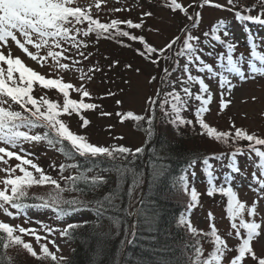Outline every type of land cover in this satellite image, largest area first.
<instances>
[{
  "label": "trees",
  "instance_id": "16d2710c",
  "mask_svg": "<svg viewBox=\"0 0 264 264\" xmlns=\"http://www.w3.org/2000/svg\"><path fill=\"white\" fill-rule=\"evenodd\" d=\"M87 1L93 3L95 0ZM127 4L118 6L124 8L121 11H115L113 8L114 12H100L101 5L99 8L94 6L88 9L94 19H99L103 23H109L112 19L121 21L130 19L134 23H141L142 15L138 13L141 7L143 13L149 12V8L155 6H163L172 13H180L179 20L183 24L178 25L177 35L181 37V42L175 46L176 50H179L178 47L182 45L185 35L180 30L186 25L198 22L195 19L196 5L189 14L184 7L183 11L169 8L167 0H128ZM259 4L260 0H255L239 5L234 0V4L230 5L227 0V4L222 7L223 14L228 17L222 20L223 27L229 35L224 37L222 32L218 34L226 43L236 45L233 58L240 60L244 66L248 63L253 65L264 63V60L260 59L264 56V24L247 21L236 16L235 13L261 14ZM248 8L252 11L248 12L246 10ZM189 16L194 19L190 21ZM220 21L218 20L216 24ZM143 22L144 19L140 29L128 28L124 24L120 27L129 31L131 35L143 36L149 45L155 47L145 34ZM76 27L86 28L87 24ZM193 28L190 29L192 34ZM211 28L206 31L210 32ZM78 39L83 40L87 47L76 49L66 44L68 53L70 52L73 60L79 61L78 66L98 69L86 73L104 88L103 95L91 99L93 104L104 107L108 113L119 111L116 103L120 101L119 88L121 83L128 81L125 77L127 75L125 69L140 73V65L145 67L144 70L154 69L153 73H149V77H156L158 89L162 88L161 92H157V96L160 97L159 100L164 99L163 93L168 92L169 84L162 86L161 80L168 81L173 70L164 73L162 69L167 67L161 60L159 63H152L157 59L158 54L151 56L138 54L137 49L144 52L141 42L132 41L127 37L114 39L97 37L95 33L87 37L80 35ZM200 39L203 48L201 55L205 62L212 63L218 70H223L217 61L226 66V47L218 42L214 45L209 44L204 37ZM236 40L239 42H235ZM79 52L90 57L89 60L80 57ZM113 61L118 63L114 64ZM166 62L170 63V61ZM185 62V58H179V64ZM66 63L71 64V61ZM38 90H42L45 98L57 102L62 107L57 98L62 94L57 90L44 91L39 84L35 85L32 95L37 99H39ZM169 100L170 103L163 111L159 109L158 104L153 106V112L150 114L153 119L151 125L147 123V119L142 122L127 119L136 130L140 129L141 125L146 127L141 129L146 136L141 146L131 148L119 142L108 146L110 149L125 146L130 152L80 155L71 149L66 141L55 145H49L44 141L45 145L41 146L47 148L48 152L45 158L41 156L43 164L40 167L45 174L59 182L62 189L61 200H75L76 203L58 205L57 210L54 207H41L42 203L51 201L56 195L55 186L50 184L39 185L38 193H34V190L28 191L29 199L24 203L39 206L40 208L36 210L37 215L44 216L48 211L55 219V223H61L65 227L72 226V230L63 236L65 243L71 246V252L62 262L52 260L51 257L46 258L42 256L44 254L33 256L34 260L28 262L25 257L19 259L18 255H10L8 247L5 248L3 244L6 239L4 234L0 236V264H193L196 239L189 231L188 219L191 216V208L186 206V186L190 188L210 178H231L233 175L235 177L239 173H236V169L241 168L242 165L239 162L234 164L233 159L240 153L239 157L245 160L242 167L247 168L246 166H252L253 163L255 165L256 171L249 178V185L257 190L258 184H254L257 181L254 174L259 175L263 160L259 161L255 155L244 154L248 151L246 140L236 143L229 141L226 145L201 135L202 130L198 125L195 127L174 125L171 122L172 116L165 115L171 113V98ZM11 103L16 111H23L20 105ZM95 111L96 109L85 110L82 116L89 120L90 115H94ZM181 115L185 119H190L189 116H185L183 110ZM61 116L60 119L64 122ZM65 116L67 117L63 114L64 118ZM71 116L76 117L75 113L69 115ZM143 116L147 118L149 113H144ZM66 125L69 129H75L69 122ZM214 127L222 131L218 126ZM35 129L41 135L46 131L43 127ZM225 131L234 133L230 129ZM41 146L36 149L37 156L40 149L42 151L45 149ZM61 148L64 151H61ZM236 148H240L241 151L236 152ZM212 154L217 157L222 156L223 159L212 160V168L209 169L202 161L206 157L211 159ZM61 165H64L63 169L60 168ZM209 171L212 172V177H209ZM68 177H76V179L73 181L67 179Z\"/></svg>",
  "mask_w": 264,
  "mask_h": 264
},
{
  "label": "snow or ice",
  "instance_id": "6c2138e0",
  "mask_svg": "<svg viewBox=\"0 0 264 264\" xmlns=\"http://www.w3.org/2000/svg\"><path fill=\"white\" fill-rule=\"evenodd\" d=\"M74 0H0V49L8 46L9 40L14 42L29 58L34 61H38L41 64L47 62L51 58L53 66L61 71L70 70L73 65L79 63L78 60H72L71 64L62 63V60L71 59L65 56V52L68 51L64 47L65 44L70 45L72 48L80 49L86 48L87 44L83 40H79L78 36L83 35L84 37L89 36L91 33H95L97 37H105L114 39L116 37H127L132 41H139L143 44L144 52H140V55L158 54L157 59L153 60L152 63H159L162 58L165 61H170L173 69L180 68L179 58H185V63L182 66V75L179 81H171L172 91L163 93L164 99H154L149 97L151 104L159 105V109L163 111L166 106L170 103L169 98H171V113H165V115L172 116V123L176 126H191L195 127L198 125L200 127L201 135H206L208 138H213L218 142L224 144H229V141L233 143L246 140L248 142L247 148L253 153L257 158L264 160V150L260 146H264V138H260L256 134H249L241 128H236L235 132L230 131H218L214 127L210 126L204 119V114L210 111L209 104L212 100V93L210 92V85L206 82L205 74H207V79H217L218 87L220 89V110L223 111L229 101L224 99L226 94H231V91L235 87L230 78L231 74L239 77L241 81L249 78L245 74V68L241 64V61L233 58V52L236 45L232 43H226L225 40L221 38L223 34L227 37L229 33L224 29V22L221 20L219 23L212 26L211 31H205L203 33L204 40H207L209 44H215L218 42L227 49L226 56V66L220 61V68L223 70H218L213 66L212 63L205 62L201 53L203 48L201 47V39L199 36L193 35L190 31L191 28L195 27V24L186 25L180 31L185 33L182 45L179 50H175V46L180 44L181 37L179 35L174 36L165 45L164 48L157 49L149 45L143 36L131 35L129 31L123 30L120 25L124 24L128 28L140 29L142 28L143 17L151 16V12L142 13L141 23H134L132 20L121 21L119 19H112L109 23H103L99 19H94L90 14V9L82 7H73ZM203 5H211L212 0H201ZM230 5L234 4V0H228ZM168 7L173 10L183 11V6L177 2V0H167ZM215 7L222 8V5L216 4ZM96 7H100V0H96ZM259 7L261 9V14L258 15H242L241 12H236L235 15L243 18L247 21L256 22L259 24H264V0H260ZM251 12L252 9H246ZM115 11H121V9H115ZM200 18V13H196L195 19L198 21ZM188 19L192 21L194 18L189 16ZM87 24L86 28L76 27V25ZM71 25V26H69ZM23 38V42L19 39L16 33ZM211 36V39H209ZM35 37V39L33 38ZM204 42V41H203ZM27 45L34 47L37 52H30ZM42 48H47V55L41 56L39 50ZM59 49V51H54L52 49ZM167 53V55H165ZM91 55V54H89ZM211 55V53H210ZM79 56L83 59H88L83 52H79ZM264 60V56L260 58ZM0 62L7 65L6 76L4 68L0 67V143L8 145L10 148L20 147L21 152L24 151L22 145L25 142H40L46 141L49 145L63 144L67 142L70 148L75 150L76 153L83 154H113V152L125 153L130 152L125 146L119 147H104L94 145L86 139V137L78 135L72 132L69 127L60 119L63 114L71 115L72 113L80 114L84 110H95L97 105L93 103L85 102V98H91V94L83 84L79 88L71 83H65L60 78H46L34 71L33 69L27 67L19 57L13 58L9 53L7 56L3 51H0ZM114 64L118 61H113ZM191 67H194L199 75L193 76L191 72ZM126 67H131V65H126ZM98 70L90 68L89 72ZM139 71V69H137ZM258 71H264V69H258ZM162 72L169 73L170 69H162ZM14 73H18L19 83H17L14 78ZM253 73V77H254ZM186 76V79L184 78ZM81 79H84L83 73L81 74ZM89 80L92 79L91 76L88 77ZM156 77L150 78V83L154 81ZM11 82V84H9ZM177 82L181 85V91L183 96H181L175 89ZM169 82L166 80H161V85L166 86ZM195 83L198 84V91L193 94L191 90V85ZM39 84L43 89H57L59 93L63 95V105L62 107L55 101H51L45 97H40L37 99L32 95L34 85ZM187 85V86H185ZM75 90L80 94L81 99L75 100L70 98V90ZM227 89V93L225 92ZM158 89V92H161ZM4 97L10 98L11 102L20 105L23 111H14L10 108H5L3 105L8 101L3 99ZM192 99L199 102V107L194 110L195 123L192 119H185L181 115V111H188L189 104ZM118 105L121 101L116 102ZM31 106V107H29ZM102 116H110L111 113L101 112ZM121 118V123L125 122L127 119L142 122L147 119V123L151 125L153 119L149 115L147 118L143 115H138L132 111L126 113H117ZM81 127H87L90 121L83 116H81ZM234 126V125H233ZM38 127L45 128L43 135L32 134V130ZM26 129V130H22ZM122 138V137H121ZM61 151H64L61 148ZM236 152H240V148L235 149ZM5 157L11 159L15 158L19 163L15 165L14 168L5 169L8 172V177L3 180L5 189L0 190V209L10 217H13V213L9 212V209L5 205H9L11 209L15 210L17 213L25 211L33 205L24 203L25 200L29 199L28 188L32 185H45L50 184L55 186L56 195L51 201H46L40 206L44 208L54 207L57 210V206L61 204H74L75 200L63 201L60 197L61 186L56 179L45 174L44 170L33 160L29 159L27 155H21L18 152L10 151L9 148L0 147V161L7 163ZM223 159V157H217L212 154L211 159L207 158L202 161L209 169L212 168V160ZM19 169L21 175H13L16 169ZM29 168L34 169L35 173H39L37 177L34 175L33 171ZM61 169L64 165L60 166ZM239 172V168L236 169V173ZM209 177H212V172L209 171ZM254 178L257 180L258 188L257 191L260 193L258 200L264 198V164H261L259 169V175ZM67 179L75 180L76 177H68ZM219 179L210 178L207 183L209 187L206 190L208 196H213L214 193H222L227 197V209L228 216L232 220L231 227L235 230V235L239 240L236 246V255L231 258L229 264H244L245 258L251 256L253 259H257L255 252L252 248V241L254 238L259 237L262 232H264V227L261 223H258L255 219L245 220L243 218V213L246 210L249 217H255L258 213L256 206L257 202H253L250 207L245 206L238 197L237 193L233 190L230 180H225L228 186L217 187L215 180ZM234 179V175L231 177ZM10 186L11 194H8L7 188ZM185 192L190 196L189 208H192L198 199V192L193 185L189 190L186 186ZM211 217V214H209ZM237 218H239V223H236ZM185 223V222H184ZM72 226L67 225L61 232V236L67 235ZM243 230V233L241 232ZM54 231L52 228H47V232L51 234ZM189 231L195 232V229L189 226ZM19 232L21 234L30 233L32 234L37 242L41 239L36 235L35 230L26 229L24 227H19ZM6 234V239L3 241L4 247L7 248L10 244L12 245H22L28 253L32 256H36L37 253L34 252L33 247L30 243L24 242L20 235H14V227L9 223L0 222V236ZM231 235V233H229ZM210 235L213 237V242L215 244V251L212 253L210 260L199 261L198 264H222L223 260L226 258V254L231 252L226 241L217 234L215 227H212ZM55 243V241H52ZM40 251L44 254V257H51L52 260H56V256L48 250L44 245H41ZM199 252V249H197ZM258 264H264V258L258 259Z\"/></svg>",
  "mask_w": 264,
  "mask_h": 264
},
{
  "label": "rangeland",
  "instance_id": "374dc122",
  "mask_svg": "<svg viewBox=\"0 0 264 264\" xmlns=\"http://www.w3.org/2000/svg\"><path fill=\"white\" fill-rule=\"evenodd\" d=\"M247 1L255 0H235V2L239 5H242ZM177 2L180 3L189 14H191L193 6L196 5V7L194 6V9L197 13H200V18L198 22L195 23L196 26L193 28V35L199 36L200 38L203 37V33L208 30L209 27L211 28L215 25L218 20L228 18L223 14L222 8L214 6L216 4L225 6L227 4V0H212L211 5H203L201 0H177ZM93 3H90V1L88 2L87 0H74L72 6L92 8L96 6V0ZM127 3L128 0H100L101 8L99 11L106 13L114 12V9L123 10V7L118 6H123ZM138 10L140 11L138 13L142 15L143 8L141 7V10ZM148 11L151 12L152 15L143 18L145 34L152 42L151 44H153L157 49L164 48L170 39L177 36L179 32L178 25L181 26L183 24L179 20L180 13H172L163 6H155L149 8ZM16 35L19 39H21V42H23V38L18 32ZM33 38L35 39V37ZM230 41H232V39H230ZM235 42H239V40H236ZM66 46L67 45L65 44L64 47L67 48ZM27 47L30 52H37V50L31 45H27ZM52 50L59 51V49L55 48ZM0 51H3L6 56L10 53L13 58L19 57L27 67L33 69L41 75H44L46 78H60L65 83L73 84L75 88H79L81 84H83L86 90H88L91 94V98H85V102L87 103H93V100H91L92 98L96 99L97 96L99 98L101 94H104V88L102 85L98 84L96 80L88 79L89 75L86 72L89 71L88 68L90 69V67L83 68L82 66L75 64L70 70H58L53 66L51 58L43 64L38 61H34L11 40H9L8 46L0 49ZM47 51V48H42L39 50V54L41 56H46ZM165 55H167V53H165ZM65 56L70 57L71 59L62 60V63H66L67 61L72 62L74 59H72V56L70 55V52L68 53V51L65 52ZM160 60L165 64V67L170 69V71L173 70V73L170 74V78L168 79V92H170L173 90L171 81H179L180 77L184 75L182 73V66L184 63L180 64V68L173 69L171 62L168 64L162 58ZM257 65L258 64L253 65L250 63L245 66L243 65L245 68V74L249 77L243 81H241L239 77L235 76V74H231L230 78L235 87L231 91L230 95L226 94L224 96V99L230 103L226 104L223 111L220 110L219 106L221 95L218 87V78L209 80L207 79V74H205L206 82L210 85L212 100L209 104L210 111L204 114V119L210 126H218V128L222 131L230 129L234 132L236 128H241L249 134H256L260 138H264V71H258V69H264V63L258 66ZM0 67L4 68L6 76L7 65L0 62ZM140 67V73H135L132 72L133 70L129 71L125 69V72L127 73L125 77L128 81L123 84L121 83L119 88L118 98L121 101V103L117 105L119 108L117 110L119 111L111 113L110 116H102L101 112H106V110L104 107L98 106L95 114L90 115V118L88 117L90 124L87 127H81V116L85 113V110L80 114L75 113L76 117H69L68 114H65L67 117L65 116L66 118H64L62 115L61 118L64 120V123L67 124L69 122V124L75 128V131L70 129L72 132L86 137L88 142L97 146L108 147L114 142L125 144L131 148L141 146L146 139L144 131L141 132V129L146 127L141 125L138 131L128 120L121 123V118L117 115V113H126L128 111H132L138 115H143L148 112L150 115L153 112L154 105L150 103L149 97L160 99V97L157 96V80H154L151 83L149 82V73H153L154 69L146 68L144 70L145 67L143 68L141 65ZM190 68L193 76L199 75L194 67L190 66ZM82 73L84 75L83 80L81 79ZM253 73L255 74L254 77ZM14 78L17 83H19L18 73H14ZM184 78L186 79V76H184ZM9 84H11V82H9ZM198 88V84L193 83L191 85L193 94L198 91ZM175 89L181 96H183L179 82L175 85ZM46 90L47 89H44V91ZM52 90L57 89H50V91ZM41 92L42 90L37 91L38 97H45L43 92ZM225 92L227 93V89H225ZM57 98L63 105V95H59ZM70 98L75 100L81 99L80 94L74 89L70 90ZM3 99L8 101L3 105L5 108H10V110L16 111L12 103L9 101V98L4 97ZM197 107H199V102L192 99L189 104V110L185 111V116H189L190 119L194 121V110ZM32 134H38L36 129L32 130ZM41 145H45V142H25L22 145L24 151L21 152L20 147L10 148L8 145L0 143V147H6L9 148L10 151L18 152L21 155H27L29 159L33 160V162L39 166L43 164V159L41 158H45L48 152L47 148ZM40 146L45 149H43V151L40 149L38 154L40 156L39 157L36 154V149L40 148ZM260 147L264 150V146ZM238 154L240 155V153ZM244 154L254 156V154L249 150ZM239 155L234 156L233 163L235 164L239 162L243 166L245 164V160L243 157H239ZM5 160L7 163L0 161V190L5 189L3 180L8 177V172H6L5 169L14 168L15 165L19 163V161L15 158L9 159L5 157ZM258 160L261 161L259 158ZM261 163L264 164V160ZM242 166L239 168V173L234 177V179H231L230 177H220L219 179H216V186L227 187L228 185L224 182L225 180H230L233 190L237 193L238 199L245 204L246 208L250 207L253 202H257V215L255 217H249L247 215V211L245 210L243 218L245 220L255 219L258 223L262 224V227H264V198L258 200L260 193H258L255 187L252 188L249 185V178L256 171L255 165L253 163L252 166H246L247 168ZM29 170L33 171L34 175L38 177L39 173H35L34 169L29 168ZM21 174L22 173H20L18 168L13 173L14 176ZM254 184L256 185L257 181H255ZM194 186L199 195L196 204L190 209L191 216L188 219L189 226L195 229V232H192V235H194L196 239V250L193 264H198V262L202 260H210L212 253L215 251L213 237L210 235L213 226L215 227L217 234L221 235V237L226 241L227 246L232 249L231 252L226 254V258L222 262V264H229L231 258L236 255L235 249L239 240L235 235V230L231 227L232 220L228 216L227 197L219 192L214 193L211 197L208 196L206 194V190L209 187L207 181L198 182L194 184ZM37 187H39V185L34 184L33 188H28V191L30 192L34 190V193H38L39 189H37ZM191 187L188 189L190 190ZM7 192L8 194H11L10 186H8ZM185 194L187 196L186 206L189 207L190 196L186 192ZM5 207L9 209V212L13 213L15 218L8 216L3 209H0V222L9 223L14 227V235H20L24 242L32 245L34 252L37 253L34 257H38L43 254L40 251L41 245L46 246L48 250L56 256L57 261L62 262L69 256L71 246L67 245L64 241V237L61 236V232L64 230L65 226L61 223H55V219L51 217L48 211H46L45 215L42 216L36 214V210L40 208L39 206L29 207L25 211L19 213L11 209L9 205H5ZM209 214H211V217ZM236 223H239V218H237ZM19 227L35 230L36 235L41 237V239L37 242L32 234H21L19 232ZM47 228H52L54 231L49 234L47 232ZM241 232L243 233V230H241ZM229 233H231V235ZM52 241H55V243H52ZM252 248L257 259H253L251 256H248L245 258L244 264H258V259L264 258V232H262L259 237L253 239ZM197 249H199V252H197ZM8 251L11 256L18 255L19 259L25 257V260L28 262H32L34 260L32 254L28 253L22 245L10 244L8 246Z\"/></svg>",
  "mask_w": 264,
  "mask_h": 264
}]
</instances>
